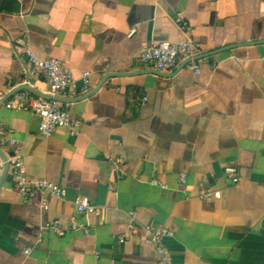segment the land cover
Returning <instances> with one entry per match:
<instances>
[{
  "label": "crops",
  "instance_id": "obj_1",
  "mask_svg": "<svg viewBox=\"0 0 264 264\" xmlns=\"http://www.w3.org/2000/svg\"><path fill=\"white\" fill-rule=\"evenodd\" d=\"M187 38L201 46L198 76L187 62L156 75L138 60L145 45ZM25 44L76 78L100 72L96 88L78 81L56 97L82 121L77 136L58 129L47 138L37 114L0 104V127L21 146L27 175L67 191L65 200L44 192L24 201L9 168L2 171L0 264H157L142 235L118 242L127 210L172 231L173 264H264V0H0L4 101L20 90L46 95ZM122 61L133 66L120 69ZM12 155L0 143V157ZM236 163L245 167L233 186L224 170ZM202 187L222 198L201 201ZM80 196L98 213L78 215L72 201ZM72 218L90 233L41 230L57 219L67 228Z\"/></svg>",
  "mask_w": 264,
  "mask_h": 264
},
{
  "label": "built area",
  "instance_id": "obj_2",
  "mask_svg": "<svg viewBox=\"0 0 264 264\" xmlns=\"http://www.w3.org/2000/svg\"><path fill=\"white\" fill-rule=\"evenodd\" d=\"M176 23L184 31L189 32L190 28L180 19ZM133 32L131 31L130 36ZM200 53L201 46L191 38H187L180 42L163 41L157 44L145 45L138 56V60L145 69L157 72H170L179 63L187 62L190 69L198 76L201 74V70L199 61L196 58ZM23 57L31 66L32 73L41 77L47 83L46 95L48 97L56 98L65 91L76 89L78 81L81 82L83 90L96 88L97 84L93 80V75L100 72L98 69L85 71L79 78H76L75 74L60 59L40 60L29 44H25L23 48ZM118 66L120 69H125L126 67L131 68L133 64L128 66L126 62L122 61ZM104 89L108 93L120 91V88L107 87ZM4 98L5 93L0 92V104H4L5 109L37 114L41 118L40 133L47 138L52 137L58 129H66L73 136L79 134L82 121L72 118L67 110L61 107L58 101L54 99L35 96L27 90L15 92L8 99H5V101ZM143 101L145 102L146 99H143ZM0 143L8 144L13 148V155L8 161L0 157V175L4 170L5 163H7L12 179L15 181L24 201H29L38 193L44 192L57 199L65 200L67 198V191L65 189L47 180H36L27 175L21 146L17 141L9 139L1 127ZM143 160L145 161L146 158ZM244 167L243 163H236L225 168L224 174L232 182L233 186H238L242 181L241 169ZM185 177V174L180 175L181 183L185 182ZM152 184L160 188L166 187L165 183L161 180H154ZM198 198L203 202L220 200L222 193L219 190L202 187ZM72 205L78 215L90 216L98 213V208L92 204L88 197H76L72 201ZM41 206L43 211L49 209V205L45 199L42 200ZM125 215L129 220L128 227L119 237L118 242L125 244L135 236L142 235L143 243L154 250L158 259L157 264H173L171 251L166 243L173 236L172 231L167 226H154L140 222L137 218V213L133 210L125 211ZM41 230L52 231L58 236H64L68 232L81 230L84 234L88 235L90 233V226L79 224L75 218H72L68 222V227L64 228V222L57 219L45 223L41 227ZM30 251L31 249H27L26 254H29ZM96 255H99V252H96Z\"/></svg>",
  "mask_w": 264,
  "mask_h": 264
},
{
  "label": "water",
  "instance_id": "obj_3",
  "mask_svg": "<svg viewBox=\"0 0 264 264\" xmlns=\"http://www.w3.org/2000/svg\"><path fill=\"white\" fill-rule=\"evenodd\" d=\"M199 59H200V57L198 56L197 58H196V60L197 61H199ZM151 73H153V74H156V75H162L160 72H157V71H151ZM41 97H44V98H47V99H54V100H58L57 98H52V97H48L47 95H40ZM6 161V160H5ZM4 169H5V171L8 169V164L7 163H5V165H4Z\"/></svg>",
  "mask_w": 264,
  "mask_h": 264
}]
</instances>
